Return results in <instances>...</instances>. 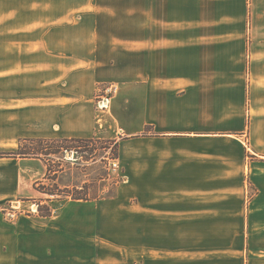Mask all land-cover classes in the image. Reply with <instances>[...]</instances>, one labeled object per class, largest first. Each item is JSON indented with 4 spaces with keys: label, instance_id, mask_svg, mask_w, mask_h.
<instances>
[{
    "label": "crops",
    "instance_id": "crops-1",
    "mask_svg": "<svg viewBox=\"0 0 264 264\" xmlns=\"http://www.w3.org/2000/svg\"><path fill=\"white\" fill-rule=\"evenodd\" d=\"M29 1L0 0V154L16 152L24 139L96 140L128 134L123 142L130 144H121V152L138 158L144 151L147 183L161 184L146 198L147 229L153 240L146 244L144 264H219L211 250L191 258L169 254L163 236H157L161 244L155 246L154 231H166L171 219L177 221V231L185 230L184 201L212 198L207 193L196 196L185 184L217 182V156L202 141L212 132L203 133L200 120L203 115H232L220 108L241 101L243 66L225 64L233 53L228 43L240 32L233 24L245 18L246 0H146V66H119L115 56L123 52L118 42L121 28L107 31L105 2H97L90 14V1ZM257 3L253 19L260 29L264 0ZM257 33L264 39V29ZM132 43L135 40L125 41L124 47L130 49ZM194 55L208 58L197 60ZM186 61L190 66H181ZM107 83L132 90L144 87V101L121 93L109 113L99 111L95 96ZM129 148L135 150L128 152ZM47 172L41 157H0V203L37 195L32 185ZM76 210L65 211L74 222L39 224L30 264L107 261L88 254L96 230L82 228L84 216ZM198 210L189 212L195 227L215 229L211 223L223 212L212 207ZM257 213L250 216L251 229L263 226H257L264 223ZM23 231L19 224L4 222L0 213V264H29ZM256 257L264 264V258Z\"/></svg>",
    "mask_w": 264,
    "mask_h": 264
},
{
    "label": "rangeland",
    "instance_id": "rangeland-1",
    "mask_svg": "<svg viewBox=\"0 0 264 264\" xmlns=\"http://www.w3.org/2000/svg\"><path fill=\"white\" fill-rule=\"evenodd\" d=\"M89 1L87 13L90 14L98 8L97 2L106 3V16L110 18L107 31L121 28L119 36L122 40L118 39V42L122 41L123 52L115 56L119 66H146V0H73V5ZM257 2L246 0L245 18L238 22L239 25L233 24V29L240 32L228 43L233 53L225 65L243 66L241 101L220 108L233 111L232 115H203L200 120L202 132H212L210 136H203L202 141L203 146H208L217 156V182L185 184L187 190L197 192L196 196L207 193L212 198L184 201L182 209L188 213L185 230L177 231V221L171 219L166 231H154L155 246L161 244L157 236H163L169 254L191 258L211 250L217 253L219 264H263L256 256L264 258V223L257 225L263 224L259 229L250 228L251 214L258 212L259 221L264 222V39L257 38V31L264 29V23L260 29L254 26L253 8ZM114 15L121 25L115 22L112 25L117 21ZM127 40H135L134 47H124ZM184 57L189 60L191 56ZM193 57L197 60L208 58L204 55ZM181 66H190V63L186 61ZM195 66L199 64L195 63ZM111 85L117 86V91L108 113L121 93L144 101V87L132 90L134 88L117 83L101 86L96 96ZM135 106L140 107V104L135 103ZM127 135L41 146L26 144L27 148L48 150L45 153H50L49 156H41L47 164V175L39 180L41 182H35L36 177H31L37 195L4 200L0 203V213L4 222L19 224L24 230L27 263H31L28 259L37 250L33 234L38 232L39 224L74 222L73 218L66 217L65 211L75 207L76 212L84 216L83 221L78 222L82 228L90 232L96 230L94 234L92 231L88 254L106 257L103 264H144L146 244L149 238L150 242L153 240V233L147 229L146 198L152 187L160 189L161 184L147 183L144 151L138 158L121 152V144H130L123 142L128 139ZM131 150L135 149L127 151ZM114 164H118L116 170ZM210 207L223 213L214 217L211 225L215 229L200 230L195 227L194 216L189 212L206 211ZM170 208L175 207L171 204ZM47 209L52 212L51 217H43ZM205 219L207 221L208 216L202 217L203 222Z\"/></svg>",
    "mask_w": 264,
    "mask_h": 264
},
{
    "label": "trees",
    "instance_id": "trees-1",
    "mask_svg": "<svg viewBox=\"0 0 264 264\" xmlns=\"http://www.w3.org/2000/svg\"><path fill=\"white\" fill-rule=\"evenodd\" d=\"M70 141H86V140H79V139H72V140H44V139H24L21 140L19 144V148L16 152L12 153H1L0 157H21V158H39L41 156H49L50 153H45L48 150H45L41 147L37 148H27L26 144H37V146H41L42 144H47V143H64V142H70ZM70 196V194H69ZM75 200H82L81 198H73ZM42 211V210H41ZM52 212L47 209V212L43 215V217H51Z\"/></svg>",
    "mask_w": 264,
    "mask_h": 264
},
{
    "label": "built area",
    "instance_id": "built-area-1",
    "mask_svg": "<svg viewBox=\"0 0 264 264\" xmlns=\"http://www.w3.org/2000/svg\"><path fill=\"white\" fill-rule=\"evenodd\" d=\"M117 86L111 85L110 87L106 88L104 91H100L99 94L95 97V103L97 110L105 111L110 107L111 99L113 94L116 93ZM114 170L118 168V164L113 165Z\"/></svg>",
    "mask_w": 264,
    "mask_h": 264
}]
</instances>
